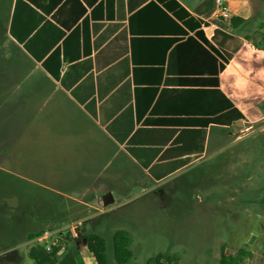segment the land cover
Listing matches in <instances>:
<instances>
[{"label":"crops","instance_id":"1","mask_svg":"<svg viewBox=\"0 0 264 264\" xmlns=\"http://www.w3.org/2000/svg\"><path fill=\"white\" fill-rule=\"evenodd\" d=\"M175 1L196 18L203 0ZM0 2L8 4L0 40L11 49L0 59V173L9 176L0 205L12 222L32 219V188L77 214L63 219L83 221L78 215L110 193L101 172L111 180L132 166L137 183L154 187L222 136L264 121V0H227L236 22H216L227 28L218 29L220 43L209 20L201 25L217 49L231 50L223 32L241 41L219 71L206 46L155 0ZM215 88L243 115L237 130L236 122L202 128L201 118L224 104ZM215 126L223 135L210 136ZM222 184L211 190L224 191Z\"/></svg>","mask_w":264,"mask_h":264},{"label":"rangeland","instance_id":"2","mask_svg":"<svg viewBox=\"0 0 264 264\" xmlns=\"http://www.w3.org/2000/svg\"><path fill=\"white\" fill-rule=\"evenodd\" d=\"M7 10L8 4L0 2V22ZM10 50L1 36L0 59ZM263 126L264 121L239 131L238 137L222 136L209 145L206 155L166 175L154 187L145 180L137 183L138 172L132 166L117 179L107 180L109 172H101L99 181L109 188L113 201L103 206L99 198L95 210L78 215L86 219L75 235L71 231L64 235L62 247L80 257L83 234L93 233L105 242L106 264H117L112 235L122 230L132 252L126 264H146L157 253L175 257L177 264H222L236 255V264H264ZM219 135L223 130L213 127L210 136ZM8 181L9 176L0 173V197L6 196ZM220 184L224 191L211 190ZM29 190L32 219L12 222L6 205H0V264H33L27 254L30 243L21 238L23 231L48 224L65 226L74 221L63 218L77 216L64 210L65 202L55 204V198L42 196L39 189L25 191Z\"/></svg>","mask_w":264,"mask_h":264},{"label":"trees","instance_id":"3","mask_svg":"<svg viewBox=\"0 0 264 264\" xmlns=\"http://www.w3.org/2000/svg\"><path fill=\"white\" fill-rule=\"evenodd\" d=\"M169 1L175 7H178L180 11H182V16H180L177 12H174L172 10V7H170L169 4H167L163 0H155V2L162 4L163 8L170 12V14H172V16L176 20H179L181 24L187 29V31L193 33V36H189L188 39L197 38L198 41H200L204 46H206V48L202 47V49L206 53H208L210 59L215 63L216 71L223 69L224 65L227 64L228 61L231 59L232 54L241 46V41L240 39L233 37L229 34H225V32H223L225 37L224 39L228 43L227 46L231 48L230 51H225L215 48L205 38L203 32L200 30V27L201 25L206 26V22L207 20H209L214 9V0H203L194 12L197 16L196 18L194 16L189 15L182 7H180V5L175 0ZM230 22L231 25H234L236 19L232 18ZM220 28L227 29L223 26V23H220L219 28L217 26L213 31L212 39L214 42L220 41L216 38L217 33L220 32L218 30ZM182 32V35L188 36V32L184 30H182ZM214 92L222 98L224 104L222 105V107H217L212 113L206 115V117L201 118L200 121L202 123V128L207 127L209 124L232 126L233 123L240 121L244 118L241 112H239L233 106L232 102L224 94H222L217 88L214 89ZM200 134L201 152L204 144L205 129H202ZM57 226L43 225L38 229L30 230V233H28V235L26 236V241L37 237L46 228H53ZM78 232L83 233L84 230L78 229ZM64 235L61 237L59 245L53 248L51 252H46L43 247L38 245L30 247L27 254L33 264H106V258L104 253L105 242L102 237L93 233H84V242L81 246L79 257L76 253L68 251L66 248L62 247L61 242ZM112 249L113 258L117 264H126L130 260L132 252L128 248V236L124 231L118 230L113 233ZM60 250H62L61 253H59ZM237 258V255L234 257H230L226 262H222V264H236ZM146 264H177V259L175 257L169 256L168 254L157 253L156 255L150 257L147 260Z\"/></svg>","mask_w":264,"mask_h":264},{"label":"built area","instance_id":"4","mask_svg":"<svg viewBox=\"0 0 264 264\" xmlns=\"http://www.w3.org/2000/svg\"><path fill=\"white\" fill-rule=\"evenodd\" d=\"M231 19L227 0H214V9L209 18L208 24L213 28L217 27L216 22H228ZM264 31V29H263ZM82 224V221H74L61 227L46 228L37 237L29 240L30 247L38 245L44 248L46 252H51L53 248L60 243L61 237L68 231L75 235V229ZM62 250L59 251L61 253Z\"/></svg>","mask_w":264,"mask_h":264},{"label":"water","instance_id":"5","mask_svg":"<svg viewBox=\"0 0 264 264\" xmlns=\"http://www.w3.org/2000/svg\"><path fill=\"white\" fill-rule=\"evenodd\" d=\"M242 123L241 121H237L234 125H233V129L234 130H237V127L241 126ZM101 200H102V205L103 206H107L109 205L111 202H112V198H111V195L110 193H105L102 195L101 197Z\"/></svg>","mask_w":264,"mask_h":264}]
</instances>
